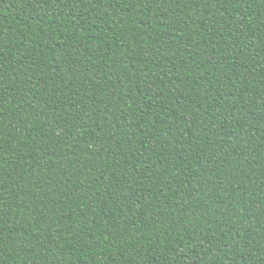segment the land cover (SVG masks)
Segmentation results:
<instances>
[{"label":"trees","instance_id":"1","mask_svg":"<svg viewBox=\"0 0 264 264\" xmlns=\"http://www.w3.org/2000/svg\"><path fill=\"white\" fill-rule=\"evenodd\" d=\"M0 264H264V0H0Z\"/></svg>","mask_w":264,"mask_h":264}]
</instances>
